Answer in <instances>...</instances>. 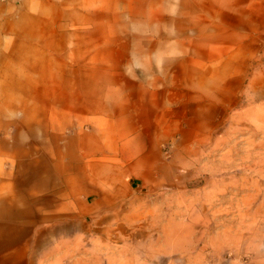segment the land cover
<instances>
[{"label": "rangeland", "instance_id": "1", "mask_svg": "<svg viewBox=\"0 0 264 264\" xmlns=\"http://www.w3.org/2000/svg\"><path fill=\"white\" fill-rule=\"evenodd\" d=\"M115 111L146 180L56 203ZM0 264H264V0H0Z\"/></svg>", "mask_w": 264, "mask_h": 264}, {"label": "crops", "instance_id": "2", "mask_svg": "<svg viewBox=\"0 0 264 264\" xmlns=\"http://www.w3.org/2000/svg\"><path fill=\"white\" fill-rule=\"evenodd\" d=\"M124 117L117 111L111 113L107 127L100 136L101 142L97 137V130L92 128L94 131L80 133L56 146V153H53L54 166H58L56 170L63 174L59 178L57 176L60 174L55 175L53 181L48 184L49 188L53 185L54 195L58 193L56 189L59 186L62 185L64 189L61 199L54 197L56 203L65 204L72 197L82 194L87 177L96 181L95 187L106 191H100L98 201H102L101 203L107 202L108 197L112 199L117 195L115 179L121 178V170L135 174L137 168L141 169L138 178L146 180V124H138L135 121L129 123L127 117ZM140 138L143 140L140 141ZM99 146L102 149L100 155L104 160L86 162V158L98 156L96 147ZM47 159L49 162L52 160L48 155ZM85 194L86 192L83 194V205L87 202Z\"/></svg>", "mask_w": 264, "mask_h": 264}]
</instances>
